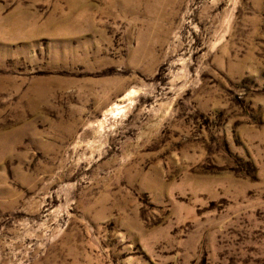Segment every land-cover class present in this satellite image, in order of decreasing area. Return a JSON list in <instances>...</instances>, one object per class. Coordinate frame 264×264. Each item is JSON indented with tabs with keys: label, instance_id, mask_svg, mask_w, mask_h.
<instances>
[{
	"label": "rangeland",
	"instance_id": "rangeland-1",
	"mask_svg": "<svg viewBox=\"0 0 264 264\" xmlns=\"http://www.w3.org/2000/svg\"><path fill=\"white\" fill-rule=\"evenodd\" d=\"M0 264H264V0H0Z\"/></svg>",
	"mask_w": 264,
	"mask_h": 264
}]
</instances>
